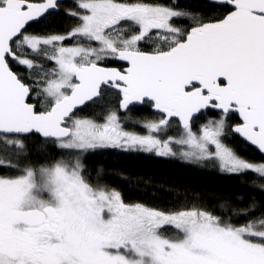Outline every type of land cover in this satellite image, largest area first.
Segmentation results:
<instances>
[{"label":"snow or ice","instance_id":"obj_1","mask_svg":"<svg viewBox=\"0 0 264 264\" xmlns=\"http://www.w3.org/2000/svg\"><path fill=\"white\" fill-rule=\"evenodd\" d=\"M211 2L225 14L197 17L177 0H73L74 26L49 34L30 28L60 14L61 0H0V170L17 173L0 175V264H264V213L238 224L203 208L129 204L86 178L81 155L32 161L39 139L264 180V159L227 142L236 116L230 131L264 155V0ZM100 101L113 105L103 123L77 116ZM134 106L158 117L146 134L124 127ZM208 110L218 115L194 130ZM174 124L179 135L163 138ZM241 215L255 217V202Z\"/></svg>","mask_w":264,"mask_h":264},{"label":"trees","instance_id":"obj_2","mask_svg":"<svg viewBox=\"0 0 264 264\" xmlns=\"http://www.w3.org/2000/svg\"><path fill=\"white\" fill-rule=\"evenodd\" d=\"M73 0L61 2L60 14H50L33 23L30 31L49 34H66L74 26L76 21L65 13L71 8ZM167 3L168 0H162ZM178 7L191 11L197 17L205 19L219 17L226 12V8L220 4L206 0H177ZM179 25V22H177ZM186 26V25H179ZM71 44L73 41H66ZM152 45H146L150 48ZM112 66H120L113 62ZM14 70L28 78V73L20 67L13 65ZM107 96L105 101L113 100ZM34 103V100H29ZM39 107V105H37ZM113 107L112 104L98 102L89 105L84 112H78L77 116L95 119L102 122L105 114ZM218 113L208 110L202 113L199 119L194 121V130L209 119H213ZM155 113L143 106H134L130 111L121 113L126 130L143 132L142 123L145 120L157 119ZM238 117L233 116L228 121L229 131L227 142L243 158L259 162L264 155L244 142L238 135L230 131L231 125L236 123ZM179 132L175 126L162 133V137ZM31 149L32 161L38 168L45 162L56 159H72L81 155L86 168V178L93 184L118 190L126 203H142L149 207L164 211H173L183 208H203L222 219H230L234 223L242 224L248 219L261 218L264 213V191L258 185L264 180L248 173L243 176L223 173L218 167L211 164L198 165L185 162L178 157H157L154 154L122 152L116 149L101 148L90 151L87 154L78 153L76 150H62L53 142H44L33 139ZM12 171L0 170V175H15ZM255 181V183H253ZM255 202V217L242 216L245 209H249ZM162 234L172 236L174 229L164 227Z\"/></svg>","mask_w":264,"mask_h":264},{"label":"rangeland","instance_id":"obj_3","mask_svg":"<svg viewBox=\"0 0 264 264\" xmlns=\"http://www.w3.org/2000/svg\"><path fill=\"white\" fill-rule=\"evenodd\" d=\"M98 123H103V121L102 122H98ZM205 123V122H204ZM143 124V123H142ZM203 124V123H202ZM202 124H200L199 126H198V129H199V127L202 125ZM172 128V127H171ZM171 128H169V129H171ZM144 129V128H143ZM168 129V130H169ZM197 129V130H198ZM137 133H139V134H146V130L144 129V131L143 132H137ZM179 135V133L177 134V135H173V134H171V136H178ZM164 138H167V136H165ZM166 227H170V226H166Z\"/></svg>","mask_w":264,"mask_h":264},{"label":"water","instance_id":"obj_4","mask_svg":"<svg viewBox=\"0 0 264 264\" xmlns=\"http://www.w3.org/2000/svg\"><path fill=\"white\" fill-rule=\"evenodd\" d=\"M62 1H64V0H61V2ZM206 1H208V2H211V0H206ZM212 3V2H211ZM215 4H219V3H215ZM236 135H238V134H236ZM241 138V137H240ZM242 139V138H241ZM243 140V139H242ZM244 141V140H243ZM244 142H246V141H244ZM248 145H250L248 142H246ZM251 147H253L254 149H255V147L254 146H252V145H250ZM257 150V149H256ZM258 151V150H257ZM259 152V151H258Z\"/></svg>","mask_w":264,"mask_h":264}]
</instances>
